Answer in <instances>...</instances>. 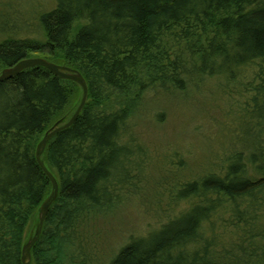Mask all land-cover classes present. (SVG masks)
Listing matches in <instances>:
<instances>
[{"label": "trees", "instance_id": "1", "mask_svg": "<svg viewBox=\"0 0 264 264\" xmlns=\"http://www.w3.org/2000/svg\"><path fill=\"white\" fill-rule=\"evenodd\" d=\"M37 21L42 39L2 41L0 65L43 56L80 73L88 96L42 155L58 193L31 264H264V0H55ZM80 91L41 67L0 82V264H22L51 193L39 139L71 118ZM193 92L209 111L229 107L222 155L182 176L187 159L154 156L130 119L148 93ZM156 167L165 172L152 205L165 223L100 258L86 238L91 219L145 192Z\"/></svg>", "mask_w": 264, "mask_h": 264}, {"label": "rangeland", "instance_id": "2", "mask_svg": "<svg viewBox=\"0 0 264 264\" xmlns=\"http://www.w3.org/2000/svg\"><path fill=\"white\" fill-rule=\"evenodd\" d=\"M54 5L55 0H0V29L2 25H6L7 30L17 27L13 33H0V43L11 37L30 36L42 39L38 33V15L53 9ZM41 57L43 56H33ZM5 69L7 68L0 65V73ZM194 95L193 92L183 96L186 97L184 99L179 97L169 101H164L161 97L157 101L152 93H148L147 104L136 106V112L130 119L134 139L150 148L154 156L169 153L187 159L188 169L180 172L182 176L199 173L208 162L215 165L213 156L219 158L222 155L220 141L216 138L219 126L225 123L224 113L229 106L223 104L220 109L209 111V108H203L202 103H196L199 100ZM78 96L80 103L81 91ZM158 168L149 170L148 181L144 182L145 192L128 196L91 219L86 238L96 247L95 252L100 258L109 260L131 239L146 237L165 223L163 213H156L153 210L156 208L152 205L156 196L153 190L163 180L165 172V169ZM167 198L165 193L162 208Z\"/></svg>", "mask_w": 264, "mask_h": 264}, {"label": "water", "instance_id": "3", "mask_svg": "<svg viewBox=\"0 0 264 264\" xmlns=\"http://www.w3.org/2000/svg\"><path fill=\"white\" fill-rule=\"evenodd\" d=\"M33 67L44 68L61 80L74 82L81 88L82 96H81L80 103L78 107L76 108L75 112L73 113V115L71 116V118L67 122L63 124H59L55 126L53 129H51L50 131L46 132L43 138L40 140V142L37 145L36 152H35L36 162L51 183V193L48 196V198L45 200V202L41 205L39 215H38V226H37V229H36V232L33 238L29 240V242H27V244L22 249V256H21L22 264H31V251L33 247L36 245V243L38 242L42 234L44 222L49 212L50 206L53 204L57 196V193H58L57 181L52 176V174L48 171V169L45 167L42 161V155L45 151L47 143L55 135L71 127L72 124L76 121V119L78 118V116L80 115L82 109L84 108L86 104V100L88 96L87 83L80 73H78L77 71L47 62L46 60L41 59V58L24 59L18 62L17 64H15L14 66L3 70L0 73V82H5L7 80H10L11 78L20 74L22 71L31 69Z\"/></svg>", "mask_w": 264, "mask_h": 264}]
</instances>
